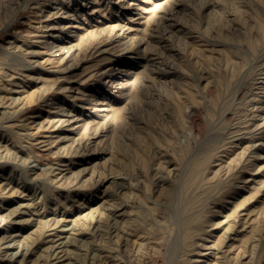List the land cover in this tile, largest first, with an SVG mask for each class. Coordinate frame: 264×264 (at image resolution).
I'll return each mask as SVG.
<instances>
[{"label":"rangeland","instance_id":"rangeland-1","mask_svg":"<svg viewBox=\"0 0 264 264\" xmlns=\"http://www.w3.org/2000/svg\"><path fill=\"white\" fill-rule=\"evenodd\" d=\"M0 264H264V0H0Z\"/></svg>","mask_w":264,"mask_h":264},{"label":"bare ground","instance_id":"bare-ground-1","mask_svg":"<svg viewBox=\"0 0 264 264\" xmlns=\"http://www.w3.org/2000/svg\"><path fill=\"white\" fill-rule=\"evenodd\" d=\"M54 29L55 28H49V31H48V34L46 35L48 38H50V39H52V40H54V41H56V42H58L56 39H54ZM62 46H61V44L58 42V43H56V44H54V45H52V47H51V50H50V52H49V54L50 55H55V54H59L61 51H62ZM38 54V52H32V55H37ZM102 103V102H101ZM84 106V105H83ZM107 106V105H106ZM85 107V106H84ZM83 107V108H84ZM99 107V106H98ZM105 107V106H104ZM90 109V108H89ZM95 110V109H94ZM96 110H100V108L99 109H97L96 108ZM66 113V112H65ZM87 113V112H86ZM62 114V113H61ZM67 114H68V112H67ZM99 114V113H98ZM69 115V114H68ZM67 115V117H63L62 118V120H63V122H65L66 123V125L67 126H71L69 129H74V125H75V123H76V118H70L69 116ZM88 115V114H87ZM97 115V114H96ZM75 117V116H74ZM58 121H60L61 120V117H59L58 119H57ZM80 123V122H79ZM79 126V125H78ZM75 130V129H74ZM72 132V131H71ZM59 133V132H58ZM64 134V133H63ZM62 134V135H63ZM66 134H69V131H68V133H66ZM65 140H67V139H65ZM211 155V154H210ZM198 156V155H197ZM202 160H204V158L202 159ZM29 162L31 163V162H34V160L32 159V158H30V160H29ZM199 164V163H198ZM65 167V166H64ZM66 169V168H65ZM64 170V169H63ZM99 195V194H98ZM116 217V216H115ZM186 217H187V215H186ZM185 218V217H184ZM191 218H189L188 220H190ZM188 220H186V221H188ZM185 221V222H186ZM184 223V222H183ZM98 224V223H97ZM180 224V223H179ZM181 225V224H180ZM60 235V234H59ZM60 239V238H59ZM60 243V242H59ZM63 247V246H62ZM57 250V249H56ZM57 259V258H56ZM62 262V261H61ZM105 263V262H104Z\"/></svg>","mask_w":264,"mask_h":264}]
</instances>
